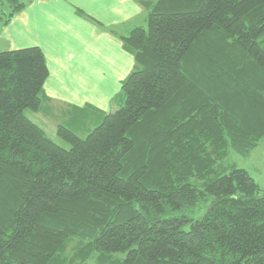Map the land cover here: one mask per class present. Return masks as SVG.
I'll return each mask as SVG.
<instances>
[{
    "label": "trees",
    "instance_id": "1",
    "mask_svg": "<svg viewBox=\"0 0 264 264\" xmlns=\"http://www.w3.org/2000/svg\"><path fill=\"white\" fill-rule=\"evenodd\" d=\"M122 41L133 70L67 149L25 115L42 52L0 53V264H264V193L228 157L264 141V0H156Z\"/></svg>",
    "mask_w": 264,
    "mask_h": 264
},
{
    "label": "crops",
    "instance_id": "2",
    "mask_svg": "<svg viewBox=\"0 0 264 264\" xmlns=\"http://www.w3.org/2000/svg\"><path fill=\"white\" fill-rule=\"evenodd\" d=\"M17 1L22 7L0 21V53L38 48L48 70L41 107L26 117L39 128L41 119L51 126L49 112L56 108L63 121L55 125L98 123L134 68L122 38L145 26L156 0Z\"/></svg>",
    "mask_w": 264,
    "mask_h": 264
},
{
    "label": "rangeland",
    "instance_id": "3",
    "mask_svg": "<svg viewBox=\"0 0 264 264\" xmlns=\"http://www.w3.org/2000/svg\"><path fill=\"white\" fill-rule=\"evenodd\" d=\"M8 1L6 0H0V14L2 15V21H5L4 19L8 18V13H10V10L15 11L16 5H19L20 2H15L11 4V6H7ZM4 14H6L4 16ZM47 112V111H46ZM31 112H25V115H29ZM49 113H52L54 117L52 120L48 118L50 125H45L43 122L46 119H41V129L45 133V135L53 140L56 144H58L61 147H64L65 149L69 148V145L61 141L56 135V128L59 124V122H62L63 120L58 116V109L52 108ZM44 116H47V113H43ZM62 126H66L67 128L71 129L73 132H75L79 137L84 138L86 134L95 126L93 118H91L88 121H83V125H75L76 128L72 126H68L66 123ZM80 126V127H79ZM80 128V130H79ZM229 160L231 163H234L237 167L244 169L248 172V174L254 179V181L257 183L259 188L264 193V141L261 142L254 150H252L247 156H240L236 154L235 152L230 151L229 152ZM69 251H67L68 253ZM86 264H94L92 262H87Z\"/></svg>",
    "mask_w": 264,
    "mask_h": 264
}]
</instances>
